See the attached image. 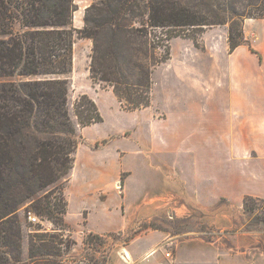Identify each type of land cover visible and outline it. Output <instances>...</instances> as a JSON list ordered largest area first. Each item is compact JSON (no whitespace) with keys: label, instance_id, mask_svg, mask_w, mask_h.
Returning a JSON list of instances; mask_svg holds the SVG:
<instances>
[{"label":"trees","instance_id":"1","mask_svg":"<svg viewBox=\"0 0 264 264\" xmlns=\"http://www.w3.org/2000/svg\"><path fill=\"white\" fill-rule=\"evenodd\" d=\"M238 1L97 0L86 7L83 26L74 28V0H0V264L21 261L22 208L57 231L68 228L64 188L77 139L62 76L72 69L74 38L92 40L91 78L110 83L124 109H140L150 104L151 67L133 62L137 80L126 81L118 62L120 40L165 28L161 58L153 44L133 47L153 66L170 57L172 38H191L197 47L196 36L206 28L225 25L232 51L245 41L244 20L264 18V0H246L242 11ZM74 115L82 127L103 120L87 94L75 102ZM257 201L245 197L244 211L253 212ZM57 239L43 230L29 235L28 258L57 254Z\"/></svg>","mask_w":264,"mask_h":264},{"label":"crops","instance_id":"2","mask_svg":"<svg viewBox=\"0 0 264 264\" xmlns=\"http://www.w3.org/2000/svg\"><path fill=\"white\" fill-rule=\"evenodd\" d=\"M94 1L74 0V28L83 26L82 15ZM243 34L245 41L232 51L226 26L206 29L199 48L192 39L173 38L170 58L152 77L151 102L153 105L161 97L157 104L161 117L150 105L134 110L147 113L153 121L148 132L144 129L134 138L147 156L143 160L164 162L158 135L172 139L167 150L181 146L195 180L183 192L189 202H197L204 224L212 229L162 232L147 228L121 250H112L106 264H264V229L247 226L242 206L247 196L264 201V18H246ZM79 42L78 46L86 48L90 44L87 39ZM72 65L75 70L74 49ZM91 90L86 94L102 116V107L113 116L124 113L111 87ZM161 120L165 121L163 128ZM156 184L143 182L140 186L142 191L148 186L153 202ZM104 185L101 179H87L75 186L76 197L85 205L74 218L68 201L64 219L76 245L86 234L122 231L141 219L140 210L133 216L122 210L127 185L124 196L118 192L116 179V195H109ZM193 188L196 198L191 197ZM152 211L154 205L150 214Z\"/></svg>","mask_w":264,"mask_h":264},{"label":"rangeland","instance_id":"3","mask_svg":"<svg viewBox=\"0 0 264 264\" xmlns=\"http://www.w3.org/2000/svg\"><path fill=\"white\" fill-rule=\"evenodd\" d=\"M246 2V0H240L235 5L239 11H242L244 10V4ZM86 3L87 2H85V4ZM223 26L225 25L212 27L222 28ZM17 27L18 25H16V29ZM148 30L149 34L143 37L134 35L130 38L127 37L120 40L121 43L119 42L118 51L120 57L118 62L123 78H126V81L129 83H134L137 80V71L133 62H138L140 60L144 65L150 66L152 81L154 73L156 72L157 75L160 68L164 67L166 61L170 58L152 66L153 60L143 58L142 55L136 56L137 52L133 47L141 46L143 48H149L151 44L155 46V48H153V53L156 58H161L164 54V46L160 45L167 43L163 40L166 29L148 28ZM202 33L196 36L195 41H197L199 45L197 46L198 48L201 46L200 36ZM80 39L87 38H78L77 36L74 38L73 49L75 51V64L77 67L74 70L72 65L71 71L62 76L68 80V108L75 126V136L77 139L73 167L67 176L64 188L67 209L69 201L71 215L76 218L79 216L80 208L82 209L83 205H85L75 194V186L79 183L85 182L87 179H101L105 183L104 188L107 193L109 195H113V193L116 195L117 193L115 191L113 192V181L116 179L117 189L121 196L125 194V185L128 187L127 198L126 200L124 199L122 210L125 211L127 215L132 216L141 211V219L122 231L109 232L104 235L86 234L83 236L81 243L76 245L75 240L68 231L69 228L64 231H57L51 222L42 220L39 217L40 223H33L28 220V213H25L22 208L20 211V219L22 221L21 261L20 263L11 262V264H69L66 262L68 260L73 263L75 262L74 264H106L109 257L108 255L112 250H121L124 246L129 244L130 240L136 234L147 228H153L162 232H180L183 229L193 228L212 229L204 224L203 213L198 209L197 202H189L188 200H190V197L183 192L185 187L189 189L192 188V186L195 185V180L193 171L190 170L191 161L186 160L185 155L182 153L181 146L178 145L176 150H174L176 148L174 146L172 149L167 150L169 146L168 143L171 142L172 139L158 135L156 141L160 144V147L162 146V155L165 156L164 162L159 163V161H156L157 164H152V162L148 163V160H143V157L147 158V156L144 155V150L137 144L134 138H137L138 135H142L139 132L144 129L145 132H148L149 126L153 124V121H149L147 113L124 109V104L120 102L124 113L113 116L102 107L104 121L102 120V122L83 127L78 125L74 115V104L79 96L81 94H86V92L91 93V87L96 90L111 87L108 82L91 78L90 62L92 40L87 39L90 44L88 48H86L85 46H78ZM185 39L191 40V38ZM171 40L169 41V50ZM111 63V61H106L107 65ZM86 64H88L87 72H85ZM110 68L111 67H108L107 69L109 70ZM98 75L99 74H96L97 77ZM112 75L113 73H111V76ZM152 85L151 90L153 87ZM151 95L150 91L149 105L152 106L151 110L156 113L157 116L161 117L159 114L160 108L157 106L161 97L157 96L155 103L152 105ZM159 124L160 127L163 128V126H165V121L161 120ZM122 129H124V131L121 133ZM159 129L157 130L158 132ZM114 132H120L121 135H117ZM109 136H112L111 139ZM153 181L157 182L155 189L157 199L155 202L150 199L152 197V191L148 189V186H146L143 191L140 187L143 182L148 183ZM192 191L194 193L191 197L196 198V189L193 188ZM153 205L155 206V211H152L150 214ZM223 206L224 205H222V207ZM244 213V219L248 221L247 226L264 229V201H257L253 212L244 211ZM85 216L86 211L84 210L83 217ZM40 229L49 234L58 235V242L56 244L57 254L36 257L35 260L31 261L28 258L29 235L37 231L41 232ZM262 241L264 248V237ZM67 243H70L69 247L66 246ZM168 256H171L170 253Z\"/></svg>","mask_w":264,"mask_h":264},{"label":"built area","instance_id":"4","mask_svg":"<svg viewBox=\"0 0 264 264\" xmlns=\"http://www.w3.org/2000/svg\"><path fill=\"white\" fill-rule=\"evenodd\" d=\"M27 217H28V220L31 221V222H33V223H40L38 217L36 215L32 214L31 212H28ZM166 255L168 256L169 253H166Z\"/></svg>","mask_w":264,"mask_h":264}]
</instances>
